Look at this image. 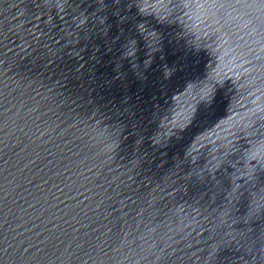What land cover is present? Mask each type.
Returning a JSON list of instances; mask_svg holds the SVG:
<instances>
[{
	"label": "water",
	"instance_id": "water-1",
	"mask_svg": "<svg viewBox=\"0 0 264 264\" xmlns=\"http://www.w3.org/2000/svg\"><path fill=\"white\" fill-rule=\"evenodd\" d=\"M0 264H264V0H0Z\"/></svg>",
	"mask_w": 264,
	"mask_h": 264
}]
</instances>
